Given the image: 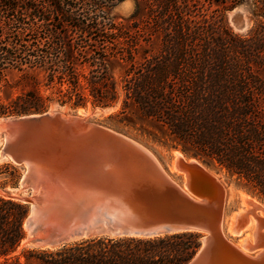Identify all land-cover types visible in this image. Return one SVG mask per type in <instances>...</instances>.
I'll return each mask as SVG.
<instances>
[{
	"label": "trees",
	"instance_id": "1",
	"mask_svg": "<svg viewBox=\"0 0 264 264\" xmlns=\"http://www.w3.org/2000/svg\"><path fill=\"white\" fill-rule=\"evenodd\" d=\"M120 1L0 0V85L19 89L0 113L118 105L119 123L264 197V26L233 32L223 11L244 0H134L118 21ZM28 208L0 197V264H185L202 243L196 231L95 236L15 255Z\"/></svg>",
	"mask_w": 264,
	"mask_h": 264
},
{
	"label": "water",
	"instance_id": "2",
	"mask_svg": "<svg viewBox=\"0 0 264 264\" xmlns=\"http://www.w3.org/2000/svg\"><path fill=\"white\" fill-rule=\"evenodd\" d=\"M2 121L0 155L26 166L23 187L32 189L19 197L29 204L21 243L196 231L202 243L185 264H264L261 225L250 251L228 238L227 185L198 158L180 150L179 184L149 148L82 115L49 109Z\"/></svg>",
	"mask_w": 264,
	"mask_h": 264
},
{
	"label": "rangeland",
	"instance_id": "3",
	"mask_svg": "<svg viewBox=\"0 0 264 264\" xmlns=\"http://www.w3.org/2000/svg\"><path fill=\"white\" fill-rule=\"evenodd\" d=\"M134 7V0H122L112 7L111 14L116 16L118 21H121L131 15L134 10ZM213 8L216 10V12L218 10V12L220 13V9H222V6L214 4ZM256 9V3L254 2V0H244L242 3L234 6L233 8L223 11V13L225 14V19L228 25L231 27L234 33L248 36L251 34V30L253 28L255 29L258 25L264 26V17L257 14L258 11H256ZM0 13L3 14V11H0ZM260 74L264 77V68L261 69ZM7 76L8 78L13 80L18 78V74L15 71L9 72ZM3 88L4 87L0 85V100L2 102H7L9 99L14 98L19 93V89L16 87H13L11 89ZM80 108L87 109V112L84 113H86V118L88 121L121 132L139 141L141 144L149 148L158 157V159L162 163L165 170L169 173L171 178L177 183L183 184L184 175L182 174V172H178L176 170L172 171L170 168L171 164H173V158L175 156L174 152H176L177 150L180 151V149L170 148L164 145L163 143L154 140L152 136H149L147 133L143 132V129H141L138 125L131 126L119 123L118 119L113 116L116 110L118 109V105L114 107H102L93 105L91 102H89L88 105L85 107L74 108L70 104L60 105L58 102H54L51 105L50 110L58 111L67 115H81L80 113L82 112L79 110ZM19 115H8L0 113V119L15 117ZM3 145L4 137L1 133L0 152ZM211 169L215 174H217V176H219L224 181V183L228 187V197L227 202L225 204V215L228 216H226L228 220L230 216L236 211H238L240 207H245L242 202L240 191H243L250 197L259 201L262 205H264V197L258 195L257 193L251 191L243 185L236 184L235 182L231 181L224 173L218 172L213 168ZM25 173L26 166L24 164L16 163L9 156L1 157L0 155V197H11L23 202V200L19 198L20 196H30L32 194V189L29 187H23L21 183ZM229 187L232 188V196L230 198ZM27 205L29 206L28 203ZM226 227L227 223L225 225V231L227 229ZM244 235V233H241L240 235H231L227 233L228 238L236 244L240 243V239L243 238ZM22 244H20L19 248L14 253L15 255H22L21 253L25 248H30L28 244L21 246ZM21 259L24 261L23 257Z\"/></svg>",
	"mask_w": 264,
	"mask_h": 264
},
{
	"label": "bare ground",
	"instance_id": "4",
	"mask_svg": "<svg viewBox=\"0 0 264 264\" xmlns=\"http://www.w3.org/2000/svg\"><path fill=\"white\" fill-rule=\"evenodd\" d=\"M85 109L86 108H80L79 109L82 112L80 114L84 117L87 116L86 113H84V112H87V109L86 110ZM1 122L3 124L2 119H0V123ZM174 153H175V156L173 158V164H171L170 168L172 171L176 170V171L180 172L181 170L178 169L175 161L179 158H182L184 155L179 150H177ZM3 156H4V153H1V157H3ZM155 158L157 159L159 164L163 167L162 163L160 162V160L158 159V157L156 155H155ZM183 158H185V157H183ZM182 174L184 175V173H182ZM25 176H26V173L24 174V176L22 178V181H21L22 185H23ZM184 178H185V175H184ZM231 191H232V188L229 187V198L232 196ZM33 194H35V189L33 190ZM240 194H241L243 205L245 207L244 208L240 207L238 209V211H236L235 213H233L230 216L229 220L226 218L227 219V222H226L227 223V227H226L227 229H226L225 233L227 232L231 235H240L241 233H244L245 235L243 238L240 239L239 245L242 246L245 251H250V248H252L254 243L257 242V240H258L257 236L255 237V235H254L257 231L258 225H261L260 231H261V233H264V205H262L259 201L250 197L249 195H247L243 191H240ZM227 197H228V187H227ZM227 197L225 200V204L227 202ZM242 215H246L244 220H242ZM22 243H21L22 244L21 246H24L26 244H28V246H30V247L35 246V245L27 242L26 240H23Z\"/></svg>",
	"mask_w": 264,
	"mask_h": 264
}]
</instances>
